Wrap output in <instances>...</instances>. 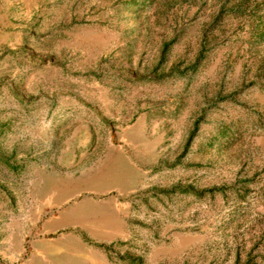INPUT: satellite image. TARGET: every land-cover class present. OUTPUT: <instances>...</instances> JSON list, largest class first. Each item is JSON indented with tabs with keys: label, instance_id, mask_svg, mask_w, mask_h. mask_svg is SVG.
<instances>
[{
	"label": "rangeland",
	"instance_id": "rangeland-1",
	"mask_svg": "<svg viewBox=\"0 0 264 264\" xmlns=\"http://www.w3.org/2000/svg\"><path fill=\"white\" fill-rule=\"evenodd\" d=\"M0 264H264V0H0Z\"/></svg>",
	"mask_w": 264,
	"mask_h": 264
}]
</instances>
